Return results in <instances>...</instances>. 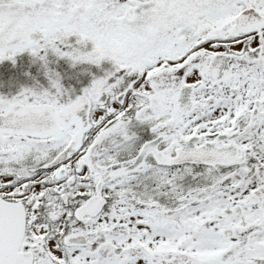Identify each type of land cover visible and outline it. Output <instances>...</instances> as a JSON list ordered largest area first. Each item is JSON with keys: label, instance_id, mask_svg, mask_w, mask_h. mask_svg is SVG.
I'll list each match as a JSON object with an SVG mask.
<instances>
[{"label": "snow or ice", "instance_id": "6c2138e0", "mask_svg": "<svg viewBox=\"0 0 264 264\" xmlns=\"http://www.w3.org/2000/svg\"><path fill=\"white\" fill-rule=\"evenodd\" d=\"M24 53L0 264H264V0H0Z\"/></svg>", "mask_w": 264, "mask_h": 264}, {"label": "trees", "instance_id": "16d2710c", "mask_svg": "<svg viewBox=\"0 0 264 264\" xmlns=\"http://www.w3.org/2000/svg\"><path fill=\"white\" fill-rule=\"evenodd\" d=\"M6 66H7V64H5L4 62H3V64H2V62H0V70H2V68L4 67L3 71L5 72V74L2 77L9 76V75L12 74V72L7 74V70L5 69ZM50 67H55L58 71L61 72V74L64 77L63 82H64L66 87L69 86V85H72L75 88H77V90H78L82 83H86L87 82L88 77H87L86 73L85 74H80V69L81 68L69 69L67 67V65L63 61H60L57 64H50ZM16 69H17V72H19V73H21L22 70L23 71L26 70V71L30 72L32 76L36 77L37 80L40 81V83L46 85V82L42 79L43 75H42V73L40 71L41 68L39 66V63L32 64L31 63V57L27 53L21 54V55H19L17 57V59H16ZM23 74H24V72H22V75ZM16 75L19 76L18 73ZM24 81H26V80L24 79ZM77 81H80V83H77ZM19 86L20 85H15V86H13V88H9V89H12L13 91L14 90L16 91Z\"/></svg>", "mask_w": 264, "mask_h": 264}, {"label": "rangeland", "instance_id": "374dc122", "mask_svg": "<svg viewBox=\"0 0 264 264\" xmlns=\"http://www.w3.org/2000/svg\"><path fill=\"white\" fill-rule=\"evenodd\" d=\"M4 63L7 64V66L5 67V69L7 70V74H9L10 72H12V74L9 75V76L2 77L5 74V72L3 71L4 67L2 68V70H0V93H4V94L15 93V90L13 91L12 89H9V88H13V86H15V85L33 83L32 79L30 77L25 76L24 74L22 75V72L25 73V72H28V71H26V70L23 71L22 70V72L19 73V72H17L16 64L13 66V64L11 62H9V61H6V62L4 61ZM2 64H3V62H2ZM86 67H88V66H86V65L80 66V68H86ZM40 71L42 73L43 70L40 69ZM93 71H95V69H93ZM16 72L19 74V76L16 75L17 74ZM24 79L26 81H24ZM42 79L46 82L45 78L42 77Z\"/></svg>", "mask_w": 264, "mask_h": 264}, {"label": "water", "instance_id": "95a60500", "mask_svg": "<svg viewBox=\"0 0 264 264\" xmlns=\"http://www.w3.org/2000/svg\"><path fill=\"white\" fill-rule=\"evenodd\" d=\"M182 102H183V98H182Z\"/></svg>", "mask_w": 264, "mask_h": 264}]
</instances>
